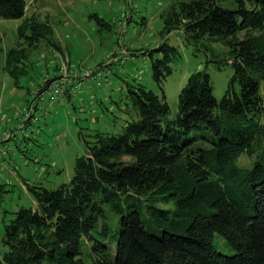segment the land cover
Here are the masks:
<instances>
[{
  "label": "trees",
  "instance_id": "16d2710c",
  "mask_svg": "<svg viewBox=\"0 0 264 264\" xmlns=\"http://www.w3.org/2000/svg\"><path fill=\"white\" fill-rule=\"evenodd\" d=\"M27 6L0 0L2 17L24 18L23 40L8 50L5 65L16 79L41 42L61 50L52 24L26 16ZM96 17L102 28L112 24ZM161 17V42L136 55L129 49L123 64L109 69L124 66L128 54L148 55L162 95L127 82L134 111L121 132L97 131L86 140L69 181L56 188L28 183L36 204L11 212L0 264H264V0H176ZM175 30L186 44L210 51L206 63H226L212 43L226 45L234 71L221 98L206 69L192 72L171 117L163 83L181 57L168 41ZM28 123L34 121L20 128ZM244 155L255 158L249 168ZM217 236L231 253L216 247Z\"/></svg>",
  "mask_w": 264,
  "mask_h": 264
},
{
  "label": "rangeland",
  "instance_id": "374dc122",
  "mask_svg": "<svg viewBox=\"0 0 264 264\" xmlns=\"http://www.w3.org/2000/svg\"><path fill=\"white\" fill-rule=\"evenodd\" d=\"M133 1L129 6L127 0H80V13L69 12L66 17L63 16L62 21L55 19L56 41L60 40L69 51L74 70L79 72L98 67L121 48L128 53H131V50L136 55L138 49L153 48L161 42V12L176 0ZM27 3L28 6L31 3L37 4L40 9L48 7L54 10V7H59L51 0H27ZM130 9L133 18L127 22V31L120 39L121 27L118 20L127 21L126 16ZM30 10L31 8L26 11V16L32 15ZM96 13L106 20L116 21V29L100 31ZM53 15L59 17L55 13ZM23 20L24 18L8 19L0 15V132L22 122L32 79L52 74L58 65L53 63L54 56L58 57V61L60 59L58 49L45 46L46 43L43 42L29 54L30 58L26 57L29 72L19 75V79L11 76L5 68L7 52L16 46L19 40H23L18 35V26ZM124 27L125 25H122V28ZM168 41L178 46L181 51V57L172 62L173 73L163 83L171 108L170 116H176L179 93L190 74L198 69H206L210 73L214 93L217 98H221L234 71L232 60L228 59V47L220 42L212 43L214 50L222 58H227V62L206 63L210 51L201 45L197 47L186 44L181 30L171 32ZM46 47L53 48L55 54L51 49H45ZM128 55L125 65L121 67L115 64L107 78L103 79L102 85L88 87V82L83 81V87L76 91L78 95L83 90L80 98L75 95L70 102L43 101L39 120L30 125L33 127L32 133L22 134L20 151H14V155L9 156L8 161L0 165V258L5 251V223L12 217L11 212L20 206L36 204L28 191V183H41L46 187L56 188L69 181L74 172L75 158L86 152V140L93 141L97 131L121 132L124 118L130 115L128 111H134L126 96L127 82L140 81L148 89L162 95V90L153 78L150 57L145 54L136 57ZM18 58H21L20 55ZM101 59L103 61L98 64ZM26 60L18 62L17 67L21 68L24 64L26 66ZM254 159L244 155L241 164L249 168ZM156 204L165 208L172 207L162 199H158ZM112 219L115 230L109 238L115 242L120 225L118 217ZM215 245L222 252H232L221 236L215 238Z\"/></svg>",
  "mask_w": 264,
  "mask_h": 264
},
{
  "label": "crops",
  "instance_id": "0c3cea01",
  "mask_svg": "<svg viewBox=\"0 0 264 264\" xmlns=\"http://www.w3.org/2000/svg\"><path fill=\"white\" fill-rule=\"evenodd\" d=\"M51 1L56 2V4L59 7H57V8L54 7L53 8L54 10H51V8H48V7L47 8L40 9V7L37 4H35V5L33 4V3H35V1H34L33 3L30 4V6H27V11L29 10V8H31L30 12H31L32 15H37L38 18L40 20H42V21H49L52 24L53 29H54L53 37L57 40V38H56V29L57 28L54 25L55 19L62 21L63 20V16L66 17V15L69 12H71L72 14L80 13L81 12V7L78 5L79 2H80V0H59V1L58 0H56V1L55 0H51ZM54 13L55 14H58L59 17H56L55 15H53ZM97 16L100 17L99 14H97ZM126 17L128 18L127 19V22L131 21V19L133 18L132 11H130L127 14ZM100 18L103 19L105 22L112 23L111 25H106V26L104 25L105 28H102L100 26V28H99L100 31L101 30H107V31H113L114 30V28L116 27L114 23H116V21L106 20L103 17H100ZM119 21H121V20H118V23H119ZM43 42H45V41H43ZM43 42H41L40 44H43ZM58 42L61 45V50L58 49V52H59L58 53V56H59L60 59L58 61V57H55L54 56L55 61L53 62L54 64H57L58 63V65H56V67H55L54 71L52 72V74H44L43 76H41L38 79L37 78L32 79L31 85L28 88V98L26 100L25 107L28 106V103H29V101L32 98L31 92H32V89H33V87L35 85H38L40 87H43L42 89H44L47 86V84L50 81H52L54 78H56L57 76H60V75L66 74V73H72V72H75L76 71V70H74V68H72V65H71V57H70L69 51L64 48V46L60 42V40H58ZM45 46H50L51 47V45H49L47 43L45 44ZM45 49H51V52H54V54H55V51L53 50V48H47L46 47ZM102 61H103V59H101L98 62V64L101 63ZM98 64H96V65H98ZM32 66H33V64H32ZM120 70H122V69H120ZM28 72H29V69H28ZM71 84H72V82L70 83V86H71ZM84 84H85V82H81V84L79 85L78 88H82ZM83 93H84L83 90H81L78 95H76V93H74V94H68L66 96V99H65L64 102H70V101H72V98H75L77 96H78V98H80L81 94H83ZM46 103H48V101H46ZM19 124L20 123L18 122L15 127L3 129V130H12L13 134L9 138H7L6 141L4 142V146H5V151L6 152L5 153L0 152V165L3 164V163H6L8 161L7 158L9 156L12 157L14 155V151H17V150L20 149L19 143L21 142V139L23 137L22 134H24L25 132L28 133V134L29 133H32V130L31 129L33 127L30 126L31 124L28 123L24 128H20L19 127Z\"/></svg>",
  "mask_w": 264,
  "mask_h": 264
},
{
  "label": "built area",
  "instance_id": "2783aa9c",
  "mask_svg": "<svg viewBox=\"0 0 264 264\" xmlns=\"http://www.w3.org/2000/svg\"><path fill=\"white\" fill-rule=\"evenodd\" d=\"M128 4L132 3V0H127ZM118 25L120 29V39L123 38L124 32L127 31V21L121 20ZM122 25H125L122 28ZM119 39V40H120ZM127 50L121 48L119 51H115L109 60H106L102 66L95 68H89L85 71H75L72 73H66L60 76H57L52 81H50L47 86L42 89L38 85H35L32 89L31 95L32 98L28 103L26 112L23 113L22 122L19 124V127L23 126L28 120L34 122L39 120L40 115L42 114L41 103L45 100L50 101H64L68 94H74L77 91V88L84 80L90 82L93 85H100L103 82V79L107 78L108 73L110 72L109 65L113 62H119L123 64L126 59ZM72 82L71 86L70 83ZM12 130H4L0 132V152L5 153L4 142L7 138L12 136Z\"/></svg>",
  "mask_w": 264,
  "mask_h": 264
}]
</instances>
